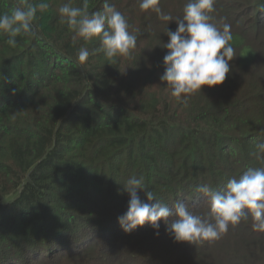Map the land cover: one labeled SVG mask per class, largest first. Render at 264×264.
Masks as SVG:
<instances>
[{
  "label": "trees",
  "instance_id": "1",
  "mask_svg": "<svg viewBox=\"0 0 264 264\" xmlns=\"http://www.w3.org/2000/svg\"><path fill=\"white\" fill-rule=\"evenodd\" d=\"M45 2L33 22L36 36L21 33L6 44L0 32V264H264V232L253 219L229 224L214 240L176 242L158 221L125 233L117 218L127 211V179L144 177L157 200L177 201L211 219L196 187L223 191L249 168L264 167V0H214L213 23L228 22L235 49L223 84L203 86L187 102L171 95L162 45L167 28L139 0H108L137 36L128 56L109 61L103 52L78 61L99 40L76 37ZM84 0H72L83 7ZM104 0H88V11ZM187 0H159L173 19ZM251 19L245 26L243 6ZM17 0H0V14ZM250 27V29H249ZM264 156V154H260ZM176 219L175 216L169 220Z\"/></svg>",
  "mask_w": 264,
  "mask_h": 264
},
{
  "label": "clouds",
  "instance_id": "2",
  "mask_svg": "<svg viewBox=\"0 0 264 264\" xmlns=\"http://www.w3.org/2000/svg\"><path fill=\"white\" fill-rule=\"evenodd\" d=\"M159 0H139L141 11L154 10L163 21L176 20L177 28H167L168 42L162 47L167 49L163 58L164 73L161 82H167L171 95L186 103L187 97L203 86L209 88L224 83L230 72L229 62L235 56V49L229 43L232 40L230 25L222 27L213 23L210 13L214 10V0H187L183 7L182 18L173 19L170 14L158 7ZM49 8L45 2L31 3L29 0H17V6L9 13L0 14V32L7 34L6 44L15 47L16 37L21 33L36 36L34 20L38 10ZM61 23H66L76 37L90 41L99 40L100 47L90 53L87 48H80L78 61L84 63L90 54L103 52L105 57L114 62L116 57L128 56L136 47L137 36L129 31L124 15L115 5L104 0L102 10L88 11V0L83 7L73 6L72 0L58 7ZM257 158L264 160V143H257ZM139 190L148 189L143 176L135 175L123 184V190L129 195L127 211L117 218L125 233H131L146 222L159 234L163 220L166 230L171 232L176 242L218 239L227 231L229 224L236 225L242 219H253L252 228L264 232V167L249 168L239 178H231L225 190L219 191L207 184L196 187V192L206 197L211 219H203L189 211L188 205L177 201L172 208L156 199L151 190L146 191L148 201L138 195ZM175 216L176 219L169 220Z\"/></svg>",
  "mask_w": 264,
  "mask_h": 264
},
{
  "label": "rangeland",
  "instance_id": "3",
  "mask_svg": "<svg viewBox=\"0 0 264 264\" xmlns=\"http://www.w3.org/2000/svg\"><path fill=\"white\" fill-rule=\"evenodd\" d=\"M237 1H241L242 3L244 2V3H246V0H237ZM247 4V3H246ZM235 11H232V12H234V13H238V14H242V13H244L242 16V24H245V26H250V24H248L249 23V21H250V19H251V15H253V14H248V12H247V9L244 7V5L243 6H240V7H236V8H233ZM228 24L230 25V26H232L229 22H228ZM231 28V27H230ZM249 29H250V27H249Z\"/></svg>",
  "mask_w": 264,
  "mask_h": 264
}]
</instances>
